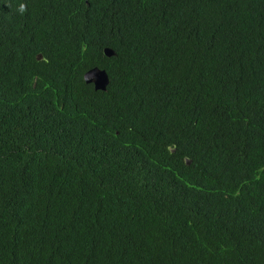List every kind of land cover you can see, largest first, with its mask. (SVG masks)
<instances>
[{"label": "trees", "instance_id": "obj_1", "mask_svg": "<svg viewBox=\"0 0 264 264\" xmlns=\"http://www.w3.org/2000/svg\"><path fill=\"white\" fill-rule=\"evenodd\" d=\"M260 81L264 0H0V264H264Z\"/></svg>", "mask_w": 264, "mask_h": 264}, {"label": "water", "instance_id": "obj_2", "mask_svg": "<svg viewBox=\"0 0 264 264\" xmlns=\"http://www.w3.org/2000/svg\"><path fill=\"white\" fill-rule=\"evenodd\" d=\"M105 54L111 55L114 52L109 49H104ZM84 80L87 83H92L95 89H106V86L109 83L108 75L105 70L99 69L97 67L91 68L90 70L86 71L84 74Z\"/></svg>", "mask_w": 264, "mask_h": 264}, {"label": "clouds", "instance_id": "obj_3", "mask_svg": "<svg viewBox=\"0 0 264 264\" xmlns=\"http://www.w3.org/2000/svg\"><path fill=\"white\" fill-rule=\"evenodd\" d=\"M229 9L232 10V11H236V6L234 3H230V6H229ZM18 11L23 14L25 11H26V6L21 3L19 5V8H18ZM249 17H252V15L250 14ZM237 18H238V15H237ZM105 48H108V47H105ZM104 48V49H105ZM111 49V48H109ZM112 50V49H111ZM113 51V50H112ZM114 52V51H113ZM107 55V54H106ZM108 56V55H107ZM243 91L244 93L247 91V92H256V91H259L261 93H264V81H260L259 83H257L256 85H251L249 88H246L244 87L243 88ZM238 100H236L237 102ZM250 114V117H254L255 119H258V120H261L263 121L264 120V114L262 115H254L252 113H249Z\"/></svg>", "mask_w": 264, "mask_h": 264}]
</instances>
